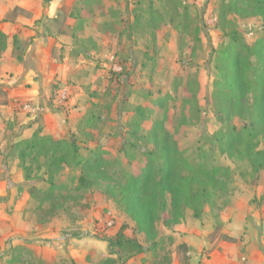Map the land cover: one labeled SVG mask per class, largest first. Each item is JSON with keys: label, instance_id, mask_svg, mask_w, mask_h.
I'll return each instance as SVG.
<instances>
[{"label": "rangeland", "instance_id": "obj_1", "mask_svg": "<svg viewBox=\"0 0 264 264\" xmlns=\"http://www.w3.org/2000/svg\"><path fill=\"white\" fill-rule=\"evenodd\" d=\"M222 1L89 0L81 7L79 0L72 8L73 24L61 23L58 30L63 34L49 31L56 39L52 57L62 70L52 78L47 104L53 112L70 106L84 111L83 121L77 122L82 131L76 133V125V130L64 137H77L82 156L99 152L107 160L104 170L113 178L98 179L87 188L75 190L80 171L66 166L56 177L54 196L41 207L27 188L28 210L37 221L63 226L60 236L64 239L83 236V232L90 242L103 239L107 246L103 252L113 258L114 247L107 238L120 226L125 225L126 234L143 241V234L134 230L127 214L103 190L120 185L124 173L137 169L143 158L138 148L146 146L143 137L155 122L162 126L157 128L159 140L175 144L191 164L192 169L185 174L191 187L206 181L204 171L220 170V186L209 188V201L200 206L197 219L218 217L235 202L264 203V169L256 179L246 161L222 152L220 138L242 121L234 114L228 120L219 118L212 86L214 51L228 42L227 32L235 28L252 44L262 37L263 23L258 16L236 13L219 19ZM32 43H21L17 53H24ZM162 97L166 103L157 106ZM44 178L40 170L26 182L45 189ZM15 199L21 200L19 193ZM188 212L192 214L186 208ZM156 227L165 248L150 249L142 264H162L167 250L171 264L179 262L181 253L172 229L164 227L161 220ZM170 236L172 244L167 240ZM99 250L95 248L91 259L103 264L107 255L100 256ZM20 251L14 249L5 264H76L71 258L47 263L37 260L30 249Z\"/></svg>", "mask_w": 264, "mask_h": 264}, {"label": "trees", "instance_id": "obj_2", "mask_svg": "<svg viewBox=\"0 0 264 264\" xmlns=\"http://www.w3.org/2000/svg\"><path fill=\"white\" fill-rule=\"evenodd\" d=\"M223 1L219 19L227 13H236L241 17L258 16L263 23L262 37L252 44H248L235 28L227 32L228 42L214 51L212 80L213 100L219 118L228 120L234 114L242 121L239 127L233 125L230 133L220 138L222 152L229 157L235 154L246 161L257 179L264 169V0ZM87 2L89 0H80V6ZM16 43L17 37L14 36L13 52L19 61L22 55L17 53ZM6 48L7 35L0 31V55ZM157 102V106L163 107L166 98L162 97ZM82 121L80 119L79 123ZM79 123L76 133L82 131ZM161 127V123L155 122L154 128L144 135L146 146L138 148L143 158L137 169L124 173L120 185L107 186L103 190L127 214L134 230L144 236V240L140 241L135 235L124 232L125 225L120 226L111 238H107L114 247L112 253L115 258H107L103 264H126L137 254L155 248L164 249V243L158 237L157 222L161 220L164 227L172 229L185 218L186 208L192 211L194 218H199L200 206L209 201V188L220 186L217 179L220 170L212 168L204 171L205 182L191 187L185 174L192 166L175 144L159 140L157 128ZM5 158L19 161L25 181L34 179L40 170L44 171L45 189L28 184L31 197L38 200V207L43 201H49V196H54L56 177L66 166L80 171L75 190L87 188L98 179L113 178L104 170L107 160L99 152L85 156L80 154L75 135L55 138L42 133L40 127L29 139L11 143ZM167 240L169 244L173 243L171 236ZM176 248L181 253L179 264H189L188 247L178 244ZM171 263L167 250L162 264Z\"/></svg>", "mask_w": 264, "mask_h": 264}, {"label": "crops", "instance_id": "obj_3", "mask_svg": "<svg viewBox=\"0 0 264 264\" xmlns=\"http://www.w3.org/2000/svg\"><path fill=\"white\" fill-rule=\"evenodd\" d=\"M78 1L0 0V31L7 35V48L0 55V264L10 259L14 249H30L37 260L47 263L71 258L76 264H96L91 259L95 248L102 249L100 256L113 258L103 252L104 245L107 247L103 239L90 242L86 232L64 239L60 236L63 226L37 221L28 210V185L19 161L5 158L11 143L29 139L37 127L44 134L64 138L68 131L76 130L84 114L71 106L53 112L47 104L52 78L62 70L52 57L56 39L49 31L63 34L58 30L61 23L73 24L72 8ZM14 36L18 50L21 43L33 41L19 53V61L13 52ZM25 104H31L32 109L26 110ZM16 193L21 200L15 199ZM172 232L176 246L188 247L189 264H264V203L235 202L220 216L209 219H196L188 212ZM147 252L131 257L126 264H142Z\"/></svg>", "mask_w": 264, "mask_h": 264}, {"label": "built area", "instance_id": "obj_4", "mask_svg": "<svg viewBox=\"0 0 264 264\" xmlns=\"http://www.w3.org/2000/svg\"><path fill=\"white\" fill-rule=\"evenodd\" d=\"M24 108H25L26 110H31V109H32V105H31V104H25V105H24Z\"/></svg>", "mask_w": 264, "mask_h": 264}]
</instances>
